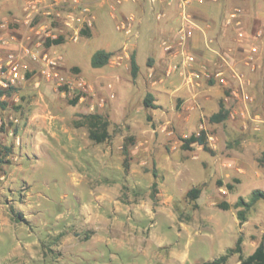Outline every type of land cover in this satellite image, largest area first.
<instances>
[{"label":"rangeland","instance_id":"374dc122","mask_svg":"<svg viewBox=\"0 0 264 264\" xmlns=\"http://www.w3.org/2000/svg\"><path fill=\"white\" fill-rule=\"evenodd\" d=\"M82 1L0 0V36L61 57L49 76L41 63H30L29 77L0 96V205L10 214V224H0V264H202L239 237L248 256L264 236V201L242 224L232 206L264 191V0H191L188 15L198 4L194 33L215 53L207 60L188 47L195 62L186 70L182 56L163 50L162 39L172 35L153 34L155 15L137 40L127 39L117 30L126 18H106L97 32ZM208 17L213 28L200 27ZM58 36L61 45L44 46ZM251 46L259 55L246 51ZM97 50L112 56L93 69ZM5 54L0 49V58ZM190 69L199 78L190 81ZM147 95L152 107L144 105ZM221 98L229 119L211 124ZM88 114L109 122L106 142H92L80 126ZM200 130L211 152L183 150L182 140ZM194 187L201 193L191 201L186 193ZM227 264H239L237 255Z\"/></svg>","mask_w":264,"mask_h":264},{"label":"trees","instance_id":"16d2710c","mask_svg":"<svg viewBox=\"0 0 264 264\" xmlns=\"http://www.w3.org/2000/svg\"><path fill=\"white\" fill-rule=\"evenodd\" d=\"M82 36L89 37V31L87 29H82L80 31ZM63 43V37L58 36L55 39H47L44 43V46L49 48L52 46H58ZM112 54L110 52H106L104 50H97L95 51L91 58H90V66L93 69H100L103 68L108 64L109 59L111 58ZM131 77L135 79L137 77L138 66L135 60V55L132 54L131 56ZM74 71H78L75 69ZM26 77L28 78L29 75L26 73ZM14 89L8 91H1L0 96L3 94H10ZM78 99L75 98L74 100L70 101L71 105H76ZM152 98L150 95H147L144 100V105L146 107L151 106ZM229 119V110L225 107L223 100H220L218 104V111L212 114L209 117V122L211 124H222ZM80 126H84L87 128L88 138L96 143L101 144L106 142L109 139V122L100 114H88L84 115L81 118ZM194 145L201 146L204 151H210L208 148V134L205 130H200L198 134H191L189 137L182 140L181 148L183 150H192ZM6 149V148H5ZM7 150V149H6ZM8 151V150H7ZM9 152V151H8ZM1 155V152H0ZM264 157V153H262ZM261 162V161H260ZM234 183H238V180H234ZM220 185V182H219ZM155 187V184L153 185ZM226 189L230 192L233 191L234 186L230 183L225 185ZM201 193V189L194 187L187 191L186 198L195 201L199 198ZM260 201H264V191L255 189L253 190L249 198L247 200L243 199L242 197H238L236 202L233 204V208L236 210V217L240 224L247 221L248 214L250 211L256 206V204ZM221 207L224 209H228L229 206L226 204H221ZM242 238L239 237L236 241L234 248H229L225 251L223 255L218 258H215L211 261L203 262L202 264H227L228 260L237 255L239 264H264V236L262 237L261 241L257 245V247L253 250L251 254L248 256H244L242 253Z\"/></svg>","mask_w":264,"mask_h":264},{"label":"crops","instance_id":"0c3cea01","mask_svg":"<svg viewBox=\"0 0 264 264\" xmlns=\"http://www.w3.org/2000/svg\"><path fill=\"white\" fill-rule=\"evenodd\" d=\"M177 0H137L134 3L126 2V3H118L117 0H83V4L88 5L90 9H92L93 12V25L95 28H97V32H100V28L103 27L104 21L106 18L109 19V21H113L116 23V21L120 18H132V32L133 36L130 37L131 39L137 40L140 36V29L148 25L149 16L155 15L157 19V24L153 25L154 27V33L158 36H165V35H172L171 38H164L162 39L163 42L169 41L174 43L175 42V31L178 21H181V18L178 16L179 9L177 6ZM204 2H200V4H203ZM198 5V4H197ZM196 3L195 6H189V16L191 17V20L194 22L197 21L194 16V11H196ZM198 11V10H197ZM178 12V14H176ZM194 16H192V15ZM159 16V19H158ZM160 21V22H158ZM198 22V21H197ZM208 23V25H207ZM200 26L202 28L209 27L210 29L213 28V24L210 21V18H204V20L199 21ZM203 31H206L204 29ZM226 37L225 30H220V35L218 37V43L220 48H225L226 42L224 41V38ZM171 40V41H170ZM224 41V42H223ZM59 46V45H58ZM188 47L190 50L195 52L198 56L203 55L204 58L207 60L214 59V53L212 50H207L205 40H203V36L201 34H197L196 32L192 34V37L188 40ZM246 50L250 55H259L258 49L256 53H252L251 49ZM107 52V51H106ZM162 56V54H161ZM256 73H254L255 75ZM256 77V76H255ZM208 98H203L201 101L206 100ZM220 100H223L224 98H221ZM219 100V102H220ZM200 100H196V105H199ZM219 104V103H218ZM226 107V106H225ZM218 111V109H217ZM215 111L214 113H216ZM213 113V114H214ZM197 117V116H196ZM46 148V145H45ZM35 149V148H34ZM3 188H0V199H5L3 195ZM8 203L13 202V199L7 198L5 200ZM85 208L82 206L81 212H84ZM10 214L5 211L4 206L0 205V224L3 223L10 224L9 223V217Z\"/></svg>","mask_w":264,"mask_h":264},{"label":"built area","instance_id":"2783aa9c","mask_svg":"<svg viewBox=\"0 0 264 264\" xmlns=\"http://www.w3.org/2000/svg\"><path fill=\"white\" fill-rule=\"evenodd\" d=\"M118 3L121 1H130L132 3L136 0H117ZM202 2L203 0H197ZM191 0H179L178 9L180 12L181 26L178 29V33L175 42H163V50L165 53L173 55L174 57L182 56L184 58V69L191 68L195 62V57L192 53L188 52V40L192 37L193 31L196 29V25L192 22L191 17L187 14L186 8ZM235 15H231L234 18ZM159 19V16H158ZM132 18L122 20L117 26V30L121 31L122 34L128 39L133 36L132 32ZM231 20L226 21V25L231 24ZM6 25H0V32L5 30ZM34 34L40 36L45 32L44 29L33 30ZM46 37H50L46 34ZM242 37V34H239ZM57 38V37H55ZM51 38V39H55ZM15 43V45H14ZM35 48V47H34ZM0 49L5 51V56L0 58V90H16L26 80V73L28 72V65L30 63L39 62L41 63L42 73L49 76L51 71L55 69L61 62L60 56L48 57L46 54L40 55L39 51H35L28 44L17 41L14 37H3L0 36ZM252 53H256V47L251 49ZM118 59H122L119 57ZM189 79L199 78V73L194 69H190ZM79 89L85 90L86 83L84 81H78L76 83ZM247 99V97H245Z\"/></svg>","mask_w":264,"mask_h":264}]
</instances>
